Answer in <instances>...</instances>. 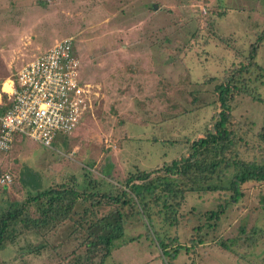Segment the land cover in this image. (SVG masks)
<instances>
[{"label": "rangeland", "instance_id": "1", "mask_svg": "<svg viewBox=\"0 0 264 264\" xmlns=\"http://www.w3.org/2000/svg\"><path fill=\"white\" fill-rule=\"evenodd\" d=\"M67 38L74 39L79 79L92 85L94 105L52 147L17 135L9 150H0V179L12 177L7 185L0 182V212L24 201L29 190L72 176L81 185L100 180L111 187L137 168L185 153L216 111L217 80L242 63L256 42L264 67V0H0V86ZM255 84L264 95V82ZM232 105L236 125L247 133L248 146L238 147L241 156H260L264 104L238 94ZM239 191L189 192L177 226L158 220L168 237L177 235L187 247L175 264L264 263V239L251 247L246 242L264 229V182ZM215 210V218L207 217ZM73 229L65 222L45 233L22 234L0 247V262L67 264L83 236L72 235ZM149 230L137 212L103 264H170Z\"/></svg>", "mask_w": 264, "mask_h": 264}, {"label": "trees", "instance_id": "2", "mask_svg": "<svg viewBox=\"0 0 264 264\" xmlns=\"http://www.w3.org/2000/svg\"><path fill=\"white\" fill-rule=\"evenodd\" d=\"M258 43L251 46L242 63L217 80L213 101L216 111L208 128L186 145L185 153L148 169L137 168L123 183L111 187L100 180L92 181L94 184L84 181L82 186L72 176L41 190H29L24 201L10 204L0 212V247L15 242L22 234H41L71 222V234L81 232L83 236L66 256L67 264H103L111 255L114 242L124 236L127 224L141 212L170 264H175L178 253L186 246L177 243V235L168 237V231L163 232L158 223L179 224L187 193L229 190L239 194L246 183L264 182V126L258 132L260 144L256 146L261 155L244 158L238 147L248 146L247 133L236 125L232 105L238 94L264 104V95L255 84L264 82V67L257 61ZM218 213L219 210L209 211L207 217L215 218ZM198 238L201 243L202 235ZM262 239L264 229H257L246 242L251 247ZM191 242L196 243L193 237ZM44 246L33 251L40 252ZM222 246L229 249L227 243ZM82 247L84 251L78 254Z\"/></svg>", "mask_w": 264, "mask_h": 264}, {"label": "built area", "instance_id": "3", "mask_svg": "<svg viewBox=\"0 0 264 264\" xmlns=\"http://www.w3.org/2000/svg\"><path fill=\"white\" fill-rule=\"evenodd\" d=\"M73 38L58 42L23 65L10 80V90L0 86V150L12 147L24 135L52 147L59 133H70L84 112L93 107L90 83H81L80 59ZM12 181L5 173L0 182Z\"/></svg>", "mask_w": 264, "mask_h": 264}, {"label": "bare ground", "instance_id": "4", "mask_svg": "<svg viewBox=\"0 0 264 264\" xmlns=\"http://www.w3.org/2000/svg\"><path fill=\"white\" fill-rule=\"evenodd\" d=\"M9 80V79H8ZM7 81V80H6ZM5 81V82H6ZM5 82H4V89H7V90H10V80L9 82L5 85Z\"/></svg>", "mask_w": 264, "mask_h": 264}, {"label": "crops", "instance_id": "5", "mask_svg": "<svg viewBox=\"0 0 264 264\" xmlns=\"http://www.w3.org/2000/svg\"><path fill=\"white\" fill-rule=\"evenodd\" d=\"M35 57H36V56H35ZM19 70H20V69H19ZM17 73H18V72H17ZM17 73H16V74H17ZM15 77H16V76H15ZM16 136H17V135H16ZM16 136H15V137H16Z\"/></svg>", "mask_w": 264, "mask_h": 264}]
</instances>
